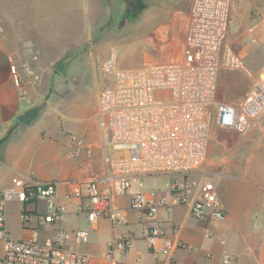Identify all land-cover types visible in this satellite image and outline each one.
I'll return each mask as SVG.
<instances>
[{"label": "built area", "instance_id": "1", "mask_svg": "<svg viewBox=\"0 0 264 264\" xmlns=\"http://www.w3.org/2000/svg\"><path fill=\"white\" fill-rule=\"evenodd\" d=\"M233 2L193 0L183 51L174 61L119 69L113 49L102 68L99 115L107 136L100 147L119 155L111 158L105 154L103 167L92 169L80 180L36 182L20 177L1 190L3 264H90V257L77 249L89 239V230L66 228L73 203L92 229L101 220L114 228L128 224V213L117 199L129 198V209L143 230L146 247L157 257H171L185 247L178 237L180 225L172 224L169 231L162 212L172 216L174 208L182 206L198 221L219 224L226 220L216 184L197 179L195 174L208 157L214 129L245 136L261 131L264 118V69L255 76L226 43ZM259 20L253 21V29L261 28L264 39V22ZM222 70L242 72L253 82L237 103L218 98ZM12 71L18 82L15 65ZM74 148L76 154L84 150L92 155V147L83 140H76ZM148 177H167L168 182L162 188L147 189L144 179ZM61 186L67 188L62 196ZM12 201L23 205L20 219L25 229L31 230L30 224L36 222L50 226L52 235L44 240L33 234L26 240L12 239L6 230L7 205ZM41 202L44 211L37 210ZM136 240L134 232L113 238L107 258L115 252L133 251ZM231 259L226 255L223 263Z\"/></svg>", "mask_w": 264, "mask_h": 264}, {"label": "crops", "instance_id": "2", "mask_svg": "<svg viewBox=\"0 0 264 264\" xmlns=\"http://www.w3.org/2000/svg\"><path fill=\"white\" fill-rule=\"evenodd\" d=\"M192 2L193 0L152 1L153 4L174 6H189ZM65 3L69 6L61 8L59 12L55 9L54 19L60 23L55 28L54 35L71 38L93 37L92 21L95 13L100 14L99 19L106 20L104 15L111 14L110 5L113 4L104 0H59V4ZM124 4L113 6V14L122 12L124 15ZM231 13L235 19L242 16L243 22L251 21L255 24L253 21L258 19L264 22V0H234ZM261 27L264 30V24ZM83 43H87L86 39ZM66 47V53L76 49L75 46L71 49L70 45ZM20 59L21 55L5 32L0 18V191L20 177L31 178L36 182L83 179L90 173L97 157L94 147L99 142L98 133L93 130L77 133L75 124L67 114L70 107H67L69 92H63L66 90L63 87L66 85L64 78L67 77L56 75L47 80H39L38 84L42 83L46 88L34 87L38 77L31 82L21 79V84L19 79L16 81L12 71V66L15 65L19 75L22 74ZM70 60L69 55L64 58V61ZM87 60L86 54L85 62ZM77 63L79 64V60L71 63V70L73 66H78ZM219 78L218 76V80ZM47 90L48 94L51 91L53 93L47 96ZM244 96L245 94L227 99L218 98L237 103ZM262 123L261 131L243 136L245 157L240 154L237 162L229 165L225 176L220 175L228 179L224 188L221 189L216 184L227 212L224 222L216 224L195 220L189 209L182 206H176L172 216L162 212L161 218L169 231L172 224L180 225L178 237L185 247L176 250L171 257H157L146 247L143 230L129 209V198L117 199L119 207L127 211L129 222L114 228L106 220H101L96 229H92L85 216L75 211L73 203L67 216L66 228H82L90 232L89 239L77 246V249L90 257V264H224L226 255L232 258L228 264H264V118ZM102 129L105 130L104 127ZM78 139L92 147L91 156L84 150L76 154L74 147ZM66 190V186H61L59 195L62 196ZM37 210L44 211L43 202L38 204ZM18 212L20 215L21 210L18 209ZM30 228L31 230H27L23 227L21 233L14 237L7 228L6 230L15 240L29 239L32 234L37 235L39 240H44L53 233L50 226L36 222ZM131 232L137 236L134 250L127 254L115 252L111 258H107L106 251L112 239ZM221 240L225 244H221ZM0 264H3V243Z\"/></svg>", "mask_w": 264, "mask_h": 264}, {"label": "rangeland", "instance_id": "3", "mask_svg": "<svg viewBox=\"0 0 264 264\" xmlns=\"http://www.w3.org/2000/svg\"><path fill=\"white\" fill-rule=\"evenodd\" d=\"M104 1L113 2L110 5L111 14H105L106 20H101L100 14L95 13V19L92 21L93 37L71 38L54 35V30L60 23L59 20L54 19L55 9L59 12L61 8L69 6L67 3L61 5L59 0H0V18L4 30L21 55L19 67L22 74L20 75L24 78L17 70L20 82L21 79L36 81L38 77L37 83L34 84L37 89L46 88V85L38 84L39 80H47L56 75L67 77L64 78L66 85L63 87L66 90L63 92H69L67 107H70L67 109V114L75 124L77 133L82 134L89 130L98 133L99 142L94 147L97 157L92 169L103 167L105 154L111 158L119 155L118 152L109 149L105 151L100 147L106 138V131L102 129V118L99 115V95L104 81L102 68L112 57L113 49H116L119 69H137L151 62L174 61L182 54L191 22L192 4L174 6L153 4L154 0H138V13L134 18L126 19L122 12L119 14L112 12L114 7L125 3L123 0ZM107 7L109 8L108 5ZM231 19L226 43L245 60L255 76H259L264 69L262 30L253 32L254 23L243 22L242 16L235 19L232 18L231 13ZM85 39L87 43L84 44ZM66 45L72 46L70 49L75 46L76 49L66 53L65 50L68 48ZM86 54L88 60L85 62ZM68 55L71 56V60L64 61ZM74 60H79V64L77 63L78 66H73L71 70V63ZM219 77L220 99L246 95L253 84L250 78L238 71L222 70ZM48 91L45 94L50 96L53 91L49 94ZM245 153L243 136L214 129L208 157L195 174V178L210 180L223 189L228 179L219 175L227 173L229 165L236 163L237 158L241 157L240 154L245 157ZM167 182V177L144 179L147 189L162 188ZM11 203L7 205L6 228L14 237L23 229L19 212L17 213L18 209L22 211L23 205L16 201ZM33 223L30 225L32 226ZM1 249L2 242H0V251Z\"/></svg>", "mask_w": 264, "mask_h": 264}, {"label": "trees", "instance_id": "4", "mask_svg": "<svg viewBox=\"0 0 264 264\" xmlns=\"http://www.w3.org/2000/svg\"><path fill=\"white\" fill-rule=\"evenodd\" d=\"M126 4L125 18H134L139 11L138 0H123Z\"/></svg>", "mask_w": 264, "mask_h": 264}]
</instances>
